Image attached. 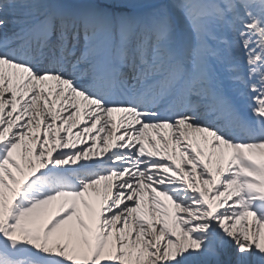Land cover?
Wrapping results in <instances>:
<instances>
[{
  "label": "snow or ice",
  "instance_id": "snow-or-ice-1",
  "mask_svg": "<svg viewBox=\"0 0 264 264\" xmlns=\"http://www.w3.org/2000/svg\"><path fill=\"white\" fill-rule=\"evenodd\" d=\"M0 264H264V0H0Z\"/></svg>",
  "mask_w": 264,
  "mask_h": 264
}]
</instances>
